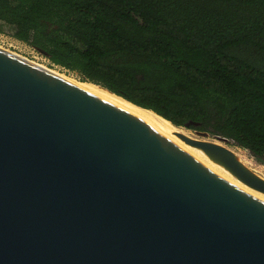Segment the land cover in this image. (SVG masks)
<instances>
[{
  "label": "water",
  "instance_id": "1",
  "mask_svg": "<svg viewBox=\"0 0 264 264\" xmlns=\"http://www.w3.org/2000/svg\"><path fill=\"white\" fill-rule=\"evenodd\" d=\"M224 151L0 48V264H264V177Z\"/></svg>",
  "mask_w": 264,
  "mask_h": 264
},
{
  "label": "trees",
  "instance_id": "2",
  "mask_svg": "<svg viewBox=\"0 0 264 264\" xmlns=\"http://www.w3.org/2000/svg\"><path fill=\"white\" fill-rule=\"evenodd\" d=\"M3 29L81 82L264 163V0H0Z\"/></svg>",
  "mask_w": 264,
  "mask_h": 264
},
{
  "label": "rangeland",
  "instance_id": "3",
  "mask_svg": "<svg viewBox=\"0 0 264 264\" xmlns=\"http://www.w3.org/2000/svg\"><path fill=\"white\" fill-rule=\"evenodd\" d=\"M0 47L15 54L16 56L22 57L34 64L47 68L49 71L61 75L62 77L71 80L72 82L83 84L78 73L69 71L63 67L53 64L45 55L41 54L39 51H36L28 44L14 38L10 33L7 32L6 29L0 31ZM169 125L173 126L175 130L186 134L187 137L198 142L200 145L204 146L207 143V146L209 147L207 149L211 151L225 152V149L231 150L234 153V157L236 160L241 161L248 168L253 171H257L260 176L264 177V163L258 161L248 150L236 145L234 142L224 143L215 139L211 135H209L208 137H203L197 135L192 129L177 127L173 124Z\"/></svg>",
  "mask_w": 264,
  "mask_h": 264
},
{
  "label": "bare ground",
  "instance_id": "4",
  "mask_svg": "<svg viewBox=\"0 0 264 264\" xmlns=\"http://www.w3.org/2000/svg\"><path fill=\"white\" fill-rule=\"evenodd\" d=\"M1 48V47H0ZM1 49H3V48H1ZM5 50V49H4ZM7 51V50H6ZM9 52V51H8ZM11 53V52H10ZM13 54V53H12ZM15 55V54H14ZM22 58V57H21ZM24 59V58H23ZM26 60V59H25ZM28 61V60H27ZM32 63V62H31ZM61 76V75H60ZM79 85H81V86H83V87H86V88H89L90 90H92V91H94V92H96V93H98V94H100V95H102L103 97H105V98H107V99H110L111 101H113V102H115V103H117V104H119V105H121V106H124L125 108H127V109H129V110H131V111H133V112H136V113H138V114H140V115H142V116H144L146 119H148L150 122H152V123H154L155 124V126H158L160 129H162L163 131H165L166 133H168V134H171V131H177V130H175L174 129V127L173 126H171V125H169V124H171L170 122H168V121H166L165 119H163V118H161V117H159V116H157L156 114H154V113H152L151 111H147V110H145V109H140V108H138V107H136V106H134V105H132V104H130V103H128L127 101H125V100H123V99H121V98H119V97H117V96H115V95H113V94H110L109 92H107V91H105V90H103V89H101V88H99V87H97V86H95V85H93V84H91V83H89V82H86V81H84L83 82V84H81V83H79ZM164 122V123H163ZM166 123V124H165ZM167 123H169V124H167ZM186 135V134H185ZM178 143H179V145H181V146H183V147H185V148H188V149H190V150H192V151H194V152H196V153H198V154H201V155H203L204 157H206L200 150H198V149H195V148H193V147H191V146H187V145H184V144H182L180 141H178V140H176ZM194 141V140H193ZM196 142V141H195ZM196 143H198V142H196ZM201 144H203V143H201ZM208 144L206 143L204 146L203 145H201L202 147H204L205 149H206V151L217 161V162H220V163H225V162H229V161H233L232 159H233V157L232 156H230V155H226V154H224V153H222V151L220 152H218V151H211V150H209V149H207V148H209L208 146H207ZM211 146V145H210ZM211 148H214V147H211ZM213 150V149H212ZM207 158V157H206ZM234 172H236V171H234ZM255 173H257V174H259L257 171H254ZM262 172V171H261ZM236 173H238V172H236ZM239 174V173H238ZM260 175V174H259Z\"/></svg>",
  "mask_w": 264,
  "mask_h": 264
}]
</instances>
